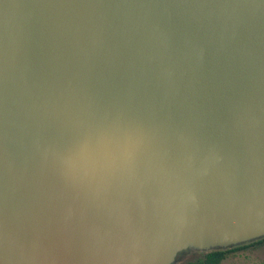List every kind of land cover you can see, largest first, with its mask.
<instances>
[{"label": "water", "instance_id": "1", "mask_svg": "<svg viewBox=\"0 0 264 264\" xmlns=\"http://www.w3.org/2000/svg\"><path fill=\"white\" fill-rule=\"evenodd\" d=\"M262 237L264 0H0V264Z\"/></svg>", "mask_w": 264, "mask_h": 264}, {"label": "rangeland", "instance_id": "2", "mask_svg": "<svg viewBox=\"0 0 264 264\" xmlns=\"http://www.w3.org/2000/svg\"><path fill=\"white\" fill-rule=\"evenodd\" d=\"M199 251L187 250L181 253L175 264H185L186 262H194L201 258ZM264 261V244L254 246L252 248L238 251L234 254L228 255L219 264H261Z\"/></svg>", "mask_w": 264, "mask_h": 264}, {"label": "trees", "instance_id": "3", "mask_svg": "<svg viewBox=\"0 0 264 264\" xmlns=\"http://www.w3.org/2000/svg\"><path fill=\"white\" fill-rule=\"evenodd\" d=\"M263 244H264V237L259 238L257 240H253L248 243L232 246L225 249H215L207 252H202L201 258H198L194 262H186L185 264H219L220 261L225 259L228 255ZM261 264H264V261L261 262Z\"/></svg>", "mask_w": 264, "mask_h": 264}]
</instances>
